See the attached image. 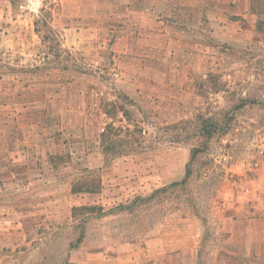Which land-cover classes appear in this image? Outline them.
<instances>
[{
	"label": "rangeland",
	"instance_id": "obj_1",
	"mask_svg": "<svg viewBox=\"0 0 264 264\" xmlns=\"http://www.w3.org/2000/svg\"><path fill=\"white\" fill-rule=\"evenodd\" d=\"M4 2L0 182L25 170L15 146L45 180L1 264H264V0L243 47L219 40V0L186 17L160 6L159 23L121 0ZM183 29L196 65H175ZM108 124L134 151L106 160Z\"/></svg>",
	"mask_w": 264,
	"mask_h": 264
},
{
	"label": "crops",
	"instance_id": "obj_2",
	"mask_svg": "<svg viewBox=\"0 0 264 264\" xmlns=\"http://www.w3.org/2000/svg\"><path fill=\"white\" fill-rule=\"evenodd\" d=\"M121 1H123L128 7V14L126 16H131L132 11H135L136 7H138V14H143L144 16L141 18V22H149V19H151L153 23L160 22V6L167 7V11L170 14L176 12V15H183V17H186V12L191 9V5L202 7V5L204 6L206 3V0H194V4L193 0ZM253 1L254 0H219V5L223 7V9L219 8V40L228 42V44L231 45L234 44L235 41H238V43L241 42L240 45L236 44L238 47L250 44V39L253 38V33L251 32V28H246L244 25H246L245 21L251 25L252 22H254V19L252 18L255 17L256 14L253 11ZM1 3L6 2L0 0V6ZM104 3L114 4L118 2L117 0H104ZM137 3L138 6L136 5ZM227 5H230L231 7H226ZM184 7L189 10L186 11ZM233 16L237 19L233 20ZM238 17L243 20H239ZM157 31L144 32L142 34V37L146 40V43L143 46V51L145 53L153 51L154 39H157V36H160ZM193 36L194 35L190 31L184 29L178 31L175 35L176 40L173 41L174 55L182 57L181 60L180 58L175 57V65H196V55L200 56L199 52L202 51V44L197 42ZM16 150V146L12 149H8L6 151L7 159L12 166H15V162L16 164L20 162L19 164H22L25 170L23 173L17 174L12 172L10 177L4 181L3 184L0 182V246H15V230L19 228L24 229L26 227V221H28L32 215L30 208H28L29 203H27V200L32 193V188L37 185L38 187L41 186L45 180L44 175L41 173L35 177L31 176L30 162L33 158H36V160L40 159L39 156H32L31 149L29 148L23 147L21 154L16 153ZM20 199L23 200L22 204H19ZM25 206H27V208ZM21 207H23V209H21ZM21 218L23 221H21ZM259 226H263V224H260ZM254 235L256 236V239H253V244L259 246L260 242L262 240L264 241V235H262L261 232L260 234L255 232ZM3 240H7L6 244Z\"/></svg>",
	"mask_w": 264,
	"mask_h": 264
},
{
	"label": "trees",
	"instance_id": "obj_3",
	"mask_svg": "<svg viewBox=\"0 0 264 264\" xmlns=\"http://www.w3.org/2000/svg\"><path fill=\"white\" fill-rule=\"evenodd\" d=\"M46 12L41 11L42 14V20L41 23H43V25L46 28V32L48 35L52 34L54 32V30L51 28V26H49L48 24V18L50 17L48 14L44 13ZM39 22H37L38 24ZM37 31L39 32L40 30L37 27ZM60 45L61 47V43L58 44V46ZM108 117H110L108 115ZM123 129L120 128H116L114 127L113 124H108L107 125V129H105V131L103 133H101V138L103 139V141L109 142L107 143V146H102L103 149V153L105 155V157H107V161H110L112 159H115L117 157H121L124 155H129L132 151H134L132 148H129L128 146L124 147V144H122V141H127V136L128 134H123ZM142 151H146L145 149H143ZM191 175V171L188 172L186 179Z\"/></svg>",
	"mask_w": 264,
	"mask_h": 264
}]
</instances>
